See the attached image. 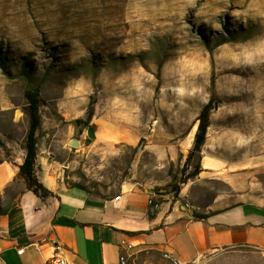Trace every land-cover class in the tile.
I'll return each instance as SVG.
<instances>
[{"label":"rangeland","instance_id":"obj_1","mask_svg":"<svg viewBox=\"0 0 264 264\" xmlns=\"http://www.w3.org/2000/svg\"><path fill=\"white\" fill-rule=\"evenodd\" d=\"M0 57V129L24 132L23 90L38 83L39 137L71 149L65 183L103 197L149 182L173 199L169 174L183 178L210 100L200 163L218 167L202 184L264 186V0H0Z\"/></svg>","mask_w":264,"mask_h":264},{"label":"crops","instance_id":"obj_2","mask_svg":"<svg viewBox=\"0 0 264 264\" xmlns=\"http://www.w3.org/2000/svg\"><path fill=\"white\" fill-rule=\"evenodd\" d=\"M26 129H0V264H50L55 255L71 264H118L122 239L132 245L128 264H170L164 253L185 264H222L226 252L237 251L264 259V186L235 177L231 193L213 191L201 180L218 164L204 158L178 200L136 181L122 182L105 197L93 196L65 183V155L71 149L53 144L46 133L39 137L35 169L51 194L40 198L15 178ZM150 197L158 204L152 214Z\"/></svg>","mask_w":264,"mask_h":264},{"label":"trees","instance_id":"obj_3","mask_svg":"<svg viewBox=\"0 0 264 264\" xmlns=\"http://www.w3.org/2000/svg\"><path fill=\"white\" fill-rule=\"evenodd\" d=\"M0 64L3 65V58L0 57ZM1 70L6 74L7 70L2 66ZM23 97L25 100V113L27 115V129L24 135V149L25 155L22 163L18 167V172L16 174V179H21L24 183L25 189L31 191L33 194L40 198H44L51 194V192L43 186V184L38 180L36 176V155H37V145L39 141V133L41 130V115H40V106L44 104V100L40 94V85L38 83H26V86L23 90ZM211 109L210 100L202 107L197 117L196 130L193 137V144L190 150L188 151L184 164L180 170L182 177L177 178L174 175H170V182L167 186L170 189V192L173 193V199H179V191L183 184L188 180L194 179L198 176L201 171V150L204 144L207 129L209 127V112ZM74 124L81 125L86 124L81 119H75ZM191 168L190 171L187 170ZM66 184L69 187H75L82 189L89 193L82 185L76 183ZM105 197V196H103ZM154 210H151L149 206V214H152ZM195 219H204L206 215L193 214Z\"/></svg>","mask_w":264,"mask_h":264},{"label":"built area","instance_id":"obj_4","mask_svg":"<svg viewBox=\"0 0 264 264\" xmlns=\"http://www.w3.org/2000/svg\"><path fill=\"white\" fill-rule=\"evenodd\" d=\"M148 204L151 207V210H154L157 207L156 201L152 197L149 198ZM184 206H187L185 203ZM119 247H120V252H119V257H118V264H128V255L127 253L131 250L132 245L127 243L124 239L119 241ZM55 249L58 250L60 249L59 245H55ZM23 251L22 248L17 250V253L20 254ZM163 258L168 260L170 264H185L181 262L180 260L174 258L170 253H164ZM50 264H71L69 263L66 259H64L60 255H55L49 259Z\"/></svg>","mask_w":264,"mask_h":264},{"label":"water","instance_id":"obj_5","mask_svg":"<svg viewBox=\"0 0 264 264\" xmlns=\"http://www.w3.org/2000/svg\"><path fill=\"white\" fill-rule=\"evenodd\" d=\"M87 135L89 138H93L94 137V134L91 130V128H87ZM69 145L73 146V147H77L79 145L78 141L75 140V139H72L69 141Z\"/></svg>","mask_w":264,"mask_h":264}]
</instances>
